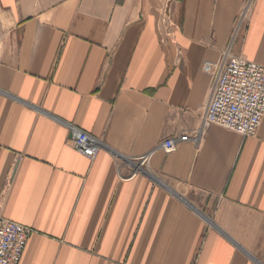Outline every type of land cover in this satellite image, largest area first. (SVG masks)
I'll return each instance as SVG.
<instances>
[{"label": "crops", "instance_id": "crops-1", "mask_svg": "<svg viewBox=\"0 0 264 264\" xmlns=\"http://www.w3.org/2000/svg\"><path fill=\"white\" fill-rule=\"evenodd\" d=\"M0 0V206L19 264H264V116L199 126L215 65H264V0ZM174 23L167 38L160 19ZM66 123L104 143L90 159Z\"/></svg>", "mask_w": 264, "mask_h": 264}, {"label": "built area", "instance_id": "built-area-1", "mask_svg": "<svg viewBox=\"0 0 264 264\" xmlns=\"http://www.w3.org/2000/svg\"><path fill=\"white\" fill-rule=\"evenodd\" d=\"M253 0H248L233 27L232 37L236 36L246 18V12ZM163 34L169 38L173 34L174 23L168 14L161 19ZM264 116V65L248 60L243 56L232 55L226 48L212 74L208 96L199 114V126L195 129L172 132L162 138L157 146L133 160L139 166L148 165L154 150L168 154L180 144H200L207 126L215 124L234 131L244 137H253ZM69 129L67 144L92 159L105 147L102 140L73 124L66 123ZM32 228L4 217L0 206V264H19Z\"/></svg>", "mask_w": 264, "mask_h": 264}]
</instances>
